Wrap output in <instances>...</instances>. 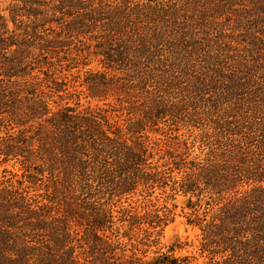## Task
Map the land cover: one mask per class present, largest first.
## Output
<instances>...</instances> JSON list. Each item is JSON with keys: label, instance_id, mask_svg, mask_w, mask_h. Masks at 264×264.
<instances>
[{"label": "trees", "instance_id": "obj_1", "mask_svg": "<svg viewBox=\"0 0 264 264\" xmlns=\"http://www.w3.org/2000/svg\"><path fill=\"white\" fill-rule=\"evenodd\" d=\"M0 177V264H264V0H9Z\"/></svg>", "mask_w": 264, "mask_h": 264}, {"label": "rangeland", "instance_id": "obj_2", "mask_svg": "<svg viewBox=\"0 0 264 264\" xmlns=\"http://www.w3.org/2000/svg\"><path fill=\"white\" fill-rule=\"evenodd\" d=\"M8 1L9 0H0V13L2 12V9H4ZM177 212H180L179 208L177 209ZM197 234V230L187 227L184 224V219L180 215H177L174 219V222L169 224L165 228L164 240L166 243H170L177 239L180 241L187 240L192 246L182 251L181 254H184L185 252L193 253L195 251V246L197 245Z\"/></svg>", "mask_w": 264, "mask_h": 264}]
</instances>
